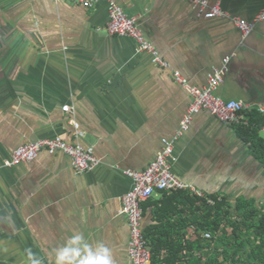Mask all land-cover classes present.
I'll return each instance as SVG.
<instances>
[{"label": "crops", "instance_id": "crops-1", "mask_svg": "<svg viewBox=\"0 0 264 264\" xmlns=\"http://www.w3.org/2000/svg\"><path fill=\"white\" fill-rule=\"evenodd\" d=\"M209 1L224 14L200 16L185 0H116L167 70L134 39L108 33L106 3L0 0V264H56L64 249L79 253L64 264L102 249L113 264H132L123 198L134 183L125 171L147 170L180 127L192 98L173 72L203 86L226 55L230 69L215 94L248 108L234 124L195 114L175 145L173 171L205 200L230 201L233 218L242 199L264 210V20L247 37L233 22L253 20L264 0ZM57 137L92 147L100 164L78 173L68 155L41 151L30 164L6 166L20 146ZM197 198L193 190L158 192L142 204L151 253L161 246V260L190 262L189 250L176 261L169 255L198 239Z\"/></svg>", "mask_w": 264, "mask_h": 264}, {"label": "built area", "instance_id": "built-area-1", "mask_svg": "<svg viewBox=\"0 0 264 264\" xmlns=\"http://www.w3.org/2000/svg\"><path fill=\"white\" fill-rule=\"evenodd\" d=\"M80 3L82 6L92 9L98 3H106L108 6L109 21L107 31L110 35L128 36L136 41L141 52H147L152 56L153 63L161 68L169 70V65L165 62L155 48L146 40L143 31L138 25L135 17L129 16L116 0H70ZM198 8L199 15L206 18H213L224 14L219 3H210L209 0H185ZM264 20V9H262L253 20L233 18L235 26L244 37L249 36L255 29L256 23ZM232 56L223 57L219 66L210 69L207 82L203 86L191 84L180 71L175 70L173 77L178 84L185 87L191 95V103L187 112L182 118L179 129L173 138L162 139V151L153 161L150 167L142 172L125 171L134 183L132 190L123 198V214L129 219L131 229V239L129 242V257L132 264H152V253L148 240L143 229L142 204L158 193H175L178 191L193 190L199 198L204 194L197 189H193L188 184L180 180L173 171L172 158L174 156L175 145L191 128L193 116L202 110H207L217 116L221 121L234 124L240 120L241 114L248 108L243 101L224 100L218 97L215 92L223 83L224 76L230 69ZM68 113L71 107L66 105L62 108ZM264 111V109H263ZM76 138H81L83 132L80 126L75 123ZM41 151H46L50 155L62 152L71 159L73 168L78 173L90 172L95 169L100 160L96 157L92 147H85L79 143L68 144L61 138L43 139L20 146L15 150L6 166L18 164H30L37 159ZM211 205L215 200H210ZM207 239L212 238L211 233H207Z\"/></svg>", "mask_w": 264, "mask_h": 264}, {"label": "trees", "instance_id": "trees-1", "mask_svg": "<svg viewBox=\"0 0 264 264\" xmlns=\"http://www.w3.org/2000/svg\"><path fill=\"white\" fill-rule=\"evenodd\" d=\"M260 151L264 153V145ZM214 199L213 205L210 199L194 201L201 207L192 219L198 239L186 247L176 248L169 256H175L176 261L180 250H189L188 264H264V210L257 206L256 200L242 199L236 205L237 213L233 218L231 202L226 198ZM207 233L212 234L211 239L206 238ZM157 248L152 252L155 264H169V260L160 258L163 248Z\"/></svg>", "mask_w": 264, "mask_h": 264}, {"label": "clouds", "instance_id": "clouds-1", "mask_svg": "<svg viewBox=\"0 0 264 264\" xmlns=\"http://www.w3.org/2000/svg\"><path fill=\"white\" fill-rule=\"evenodd\" d=\"M80 237H75L73 242H78ZM75 257L79 253L75 250L64 249L57 253L56 264H64L65 260L69 255ZM29 259H31L32 253L31 250H28ZM32 264H39V261H32ZM80 264H113L112 260L108 257V250L102 249L101 252H98L97 255L93 256L89 254L86 259H82Z\"/></svg>", "mask_w": 264, "mask_h": 264}]
</instances>
